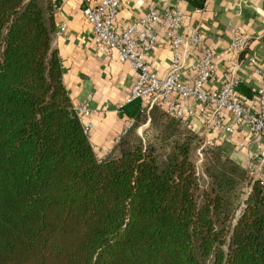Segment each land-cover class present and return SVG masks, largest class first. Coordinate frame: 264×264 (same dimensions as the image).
Instances as JSON below:
<instances>
[{"label":"trees","instance_id":"trees-1","mask_svg":"<svg viewBox=\"0 0 264 264\" xmlns=\"http://www.w3.org/2000/svg\"><path fill=\"white\" fill-rule=\"evenodd\" d=\"M59 2L0 0V264H264V188L216 145L196 169L201 138L157 106L124 102L95 156L51 46ZM153 111L159 145L135 130Z\"/></svg>","mask_w":264,"mask_h":264},{"label":"built area","instance_id":"built-area-1","mask_svg":"<svg viewBox=\"0 0 264 264\" xmlns=\"http://www.w3.org/2000/svg\"><path fill=\"white\" fill-rule=\"evenodd\" d=\"M120 6V0H82L80 9L97 52L108 60L114 58L126 63L133 72L118 110L132 99H139L148 107L155 105L197 133L201 145H213L210 134L216 131H222L240 148H247L250 140L253 148H247L246 154L254 164L246 165V172L264 188V56L258 61L243 52L247 39L237 28H231L227 48L235 52L236 60L228 70H220L216 77L218 86H214L210 82L217 71L219 53L203 45L198 29L185 26L183 30L182 13L176 6L161 11L150 8L125 26L118 27L115 19ZM193 11L201 13L202 7ZM156 27L167 36L171 51L168 69L161 76H157L144 60L155 44ZM192 46L199 47L194 56L190 55ZM238 67L249 69L257 77L252 106H246L243 95L237 91L234 71ZM76 114L86 132L92 123L81 121V116L88 114V110L79 106ZM131 123L128 118L123 131ZM240 130H245L250 139L234 138Z\"/></svg>","mask_w":264,"mask_h":264},{"label":"crops","instance_id":"crops-1","mask_svg":"<svg viewBox=\"0 0 264 264\" xmlns=\"http://www.w3.org/2000/svg\"><path fill=\"white\" fill-rule=\"evenodd\" d=\"M120 4L115 19L118 27L125 26L150 8L161 11L176 6L182 13L183 30L185 26L198 29L203 45L219 53L217 71L210 82L214 86H218L216 77L220 70H228L236 60L235 52L227 48L231 28H237L246 37L247 45L243 52L253 55L258 61L264 56V0H203L201 13L194 12L196 7H190L186 0H120ZM81 6L82 0H60L53 11L51 46L56 50L61 81L73 109L78 112V107L84 106L88 110V114H82L81 121L92 123L86 134L95 156L99 158L109 151L129 118L117 107L127 94L133 72L126 63L114 58L108 60L97 52ZM190 50V55L194 56L199 47L192 46ZM170 54L167 36L156 27L155 44L145 54V63L157 76H161L168 69ZM234 72L238 85L245 84L254 91L257 77L249 69L238 67ZM252 96L244 97L246 106L253 105ZM210 137L214 139L213 145L244 167L254 164L246 154V149L253 148V144L245 130H240L233 137L249 140L247 148L235 146L222 131L212 132Z\"/></svg>","mask_w":264,"mask_h":264},{"label":"rangeland","instance_id":"rangeland-1","mask_svg":"<svg viewBox=\"0 0 264 264\" xmlns=\"http://www.w3.org/2000/svg\"><path fill=\"white\" fill-rule=\"evenodd\" d=\"M145 113H146L145 121L141 124H138L135 127V130L139 134L141 132V129L145 127L146 125H148V122H149V127H148L149 137L152 141H155L157 145H159L160 143H162L161 137L165 135V127H166V123H164L165 116L160 115L157 111H153L152 113H149V114L148 112H145ZM201 146L202 145L200 144L198 147H196V149L193 152V157L195 159L194 164H195V167L198 169L202 165V158H203L202 157L203 152L200 149ZM207 180H208V176L205 174H201L198 177V183L200 186L201 185L205 186L207 184ZM238 210H239L238 208L235 210L234 215H237Z\"/></svg>","mask_w":264,"mask_h":264}]
</instances>
